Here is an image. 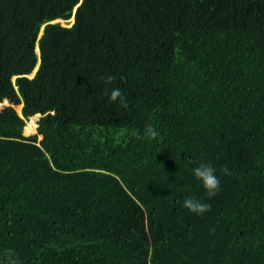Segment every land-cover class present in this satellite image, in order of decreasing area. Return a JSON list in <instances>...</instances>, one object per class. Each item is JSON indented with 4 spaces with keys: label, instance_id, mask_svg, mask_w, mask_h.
I'll use <instances>...</instances> for the list:
<instances>
[{
    "label": "trees",
    "instance_id": "trees-1",
    "mask_svg": "<svg viewBox=\"0 0 264 264\" xmlns=\"http://www.w3.org/2000/svg\"><path fill=\"white\" fill-rule=\"evenodd\" d=\"M0 264H264V0H0Z\"/></svg>",
    "mask_w": 264,
    "mask_h": 264
},
{
    "label": "clouds",
    "instance_id": "clouds-1",
    "mask_svg": "<svg viewBox=\"0 0 264 264\" xmlns=\"http://www.w3.org/2000/svg\"><path fill=\"white\" fill-rule=\"evenodd\" d=\"M103 79L105 83L108 84L114 79V77L108 75ZM117 98H119V101L122 105L126 106L127 102L121 90L119 88H112L110 90L109 99L115 101ZM146 131L150 137H156L158 135V130L153 128L152 125H148ZM221 171L224 174L229 173V169L226 166L223 167ZM192 174L197 180L201 182L207 197L211 198L219 191L220 177L216 174V168L211 163L201 162L195 165L192 169ZM183 206L190 212H194L198 215L204 213L210 208L209 203H206L203 200L193 196H186L183 200Z\"/></svg>",
    "mask_w": 264,
    "mask_h": 264
},
{
    "label": "bare ground",
    "instance_id": "bare-ground-1",
    "mask_svg": "<svg viewBox=\"0 0 264 264\" xmlns=\"http://www.w3.org/2000/svg\"><path fill=\"white\" fill-rule=\"evenodd\" d=\"M72 20H74V18H72ZM37 49L39 50V47H37ZM37 69V67L35 68V70ZM34 70V72H35ZM34 72L30 75V76H33L34 75ZM22 110H20L21 112ZM36 116H32L29 121L27 122V125L25 127V132H33V131H36L37 130V127H36ZM42 137V135H41Z\"/></svg>",
    "mask_w": 264,
    "mask_h": 264
},
{
    "label": "water",
    "instance_id": "water-1",
    "mask_svg": "<svg viewBox=\"0 0 264 264\" xmlns=\"http://www.w3.org/2000/svg\"><path fill=\"white\" fill-rule=\"evenodd\" d=\"M76 11V10H75ZM72 18H74V20H75V17H72ZM71 18V19H72ZM71 19L69 20V21H71ZM74 20H73V22H74ZM56 22H64V24H65V22H67L68 20H64V19H57V20H55ZM43 31V30H42ZM42 33V32H41ZM39 47V46H38ZM39 52H40V48H39ZM38 69H39V65L37 66V69L35 70V72H34V74L35 73H37V71H38ZM7 102H5V103H9L8 102V100H6ZM23 106H24V104H23ZM23 108V107H22ZM22 116H23V113H22V111L21 112H19ZM37 132V131H36ZM43 138V136L40 138V139H42Z\"/></svg>",
    "mask_w": 264,
    "mask_h": 264
},
{
    "label": "rangeland",
    "instance_id": "rangeland-1",
    "mask_svg": "<svg viewBox=\"0 0 264 264\" xmlns=\"http://www.w3.org/2000/svg\"><path fill=\"white\" fill-rule=\"evenodd\" d=\"M70 23H72L73 22V20L71 19V21H69ZM64 23V22H63ZM65 24H67V22H65ZM18 106V105H17ZM17 106H16V108H17ZM17 110H18V112H20V110H22L21 108H17ZM38 119H39V116H36V120L38 121ZM29 121V120H28ZM27 121V122H28ZM37 131V130H36ZM36 131H33V132H25V129H24V134L25 135H31V134H34V133H36ZM40 138H41V136H40Z\"/></svg>",
    "mask_w": 264,
    "mask_h": 264
}]
</instances>
